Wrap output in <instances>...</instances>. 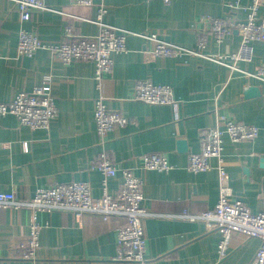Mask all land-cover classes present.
Here are the masks:
<instances>
[{"label": "crops", "instance_id": "0c3cea01", "mask_svg": "<svg viewBox=\"0 0 264 264\" xmlns=\"http://www.w3.org/2000/svg\"><path fill=\"white\" fill-rule=\"evenodd\" d=\"M227 2L170 0L165 5L161 0H102L100 22L127 35L125 51L113 56L110 72L97 82L91 62L63 64L47 50L31 57L16 53L21 28L45 42L61 41L66 27L73 35H96V7L48 0L49 10L35 11L28 22L20 23L14 0H0V103L48 84L49 78L56 109L47 129H30L11 115L0 117V192L26 200L39 188L87 182L91 196L99 198L117 194L122 171L129 170L141 181L142 206L150 214L143 220L147 264H254L259 240L233 234L220 258L218 231L178 218L200 214L217 203V160L211 159L210 169L196 174L187 171L186 162L189 155L200 152L202 137L219 118L258 129L253 141L232 143L224 136L221 158L231 198L253 213L264 211V82L251 75L264 64V0L258 10L261 36L252 44L253 59L238 62L237 71L228 66L229 56L240 45L237 33L220 40L207 33L205 43L198 45L208 26L206 19H224ZM234 15L242 21L246 12ZM150 34L199 55L154 56L153 43L143 38ZM219 57H226L225 64L217 61ZM138 80L170 86L179 102L177 115L169 106L134 100ZM252 88L257 94L250 96ZM99 98L110 111L129 119L103 137L96 134L93 119ZM101 153L117 169L105 185L95 168ZM149 153L164 156L173 169L144 170L141 157ZM36 218L38 247L33 260H24L19 254L28 243V212L0 209V264H126L115 261L122 218L102 220L96 214L75 216L57 210L39 212Z\"/></svg>", "mask_w": 264, "mask_h": 264}, {"label": "built area", "instance_id": "2783aa9c", "mask_svg": "<svg viewBox=\"0 0 264 264\" xmlns=\"http://www.w3.org/2000/svg\"><path fill=\"white\" fill-rule=\"evenodd\" d=\"M48 0H14L15 9L20 23L30 20L35 11L49 10ZM168 5L170 0H161ZM262 0H228L227 16L224 19L207 18L208 26L205 32L199 35L198 45L205 43L206 34H211L220 40L226 35L237 33L240 37L238 50L229 56L232 71H237L238 62L250 63L253 59L252 44L260 40L261 24L258 20V10ZM73 5L96 7L98 32L94 36L73 35L66 27L62 40L59 42H44L33 32L21 28L18 32L16 53L18 56L31 57L38 50L49 51L53 58L69 64L72 61H86L94 65L95 80L101 82L113 65V56L125 51L127 33L100 22L104 14L102 0H71ZM244 10L246 17L242 21L235 18V12ZM144 39L153 43L151 54L162 57H176L189 53L199 55L198 52L185 50L159 39L155 34L144 35ZM226 57H219L218 62L225 64ZM259 81L264 82V64L251 74ZM48 84L35 87L31 92H20L8 103H0V117L11 115L19 124L30 129H47L55 118L56 109L51 96L49 78ZM133 99L150 105L169 106L177 115L179 102L173 97V91L167 85H155L149 80L135 82ZM96 134L107 136L117 127L129 123V119L118 112L110 111L102 98L95 102L93 114ZM226 136L232 143L253 141L258 136L255 126L244 125L234 121L219 118V123L210 128L202 137L201 150L198 154L187 157L186 169L191 173L206 172L210 169V160H217L219 196L216 205L197 215L182 214L179 219L189 222H199L210 231H218L220 240L217 252L220 258L226 255L230 238L239 234L245 239H257L260 245L255 253L253 263L264 264V211L253 213L240 200H233L231 191L226 183V173L221 158L223 137ZM142 168L147 171L168 172L173 169L164 156L156 153L145 154L141 157ZM95 168L101 173L102 184L105 179L113 177L117 169L106 153L97 157ZM123 182L117 194L104 193L99 198L91 196L90 185L87 182H71L63 185H51L39 188L30 199L20 200L13 193L0 192V209H24L29 215L30 233L28 243L22 248L19 257L24 260H33L38 247L40 225L36 215L46 211H68L75 216L85 213L96 214L102 220L110 217H120L124 224L117 230L116 262L126 264H147L144 257L145 232L143 220L150 214L142 206L143 195L141 181L129 170L122 171Z\"/></svg>", "mask_w": 264, "mask_h": 264}, {"label": "water", "instance_id": "95a60500", "mask_svg": "<svg viewBox=\"0 0 264 264\" xmlns=\"http://www.w3.org/2000/svg\"><path fill=\"white\" fill-rule=\"evenodd\" d=\"M255 94H257V90L256 89H249V93H248V95H250V96H253V95H255ZM179 146L180 147H183V143H179Z\"/></svg>", "mask_w": 264, "mask_h": 264}, {"label": "rangeland", "instance_id": "374dc122", "mask_svg": "<svg viewBox=\"0 0 264 264\" xmlns=\"http://www.w3.org/2000/svg\"><path fill=\"white\" fill-rule=\"evenodd\" d=\"M41 40V39H40ZM43 41V40H42ZM45 42V41H44ZM48 43V42H47Z\"/></svg>", "mask_w": 264, "mask_h": 264}]
</instances>
